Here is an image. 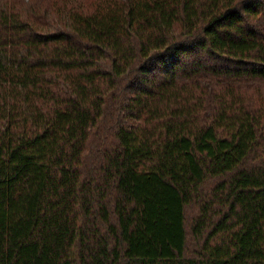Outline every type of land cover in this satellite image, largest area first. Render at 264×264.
<instances>
[{"label":"trees","instance_id":"16d2710c","mask_svg":"<svg viewBox=\"0 0 264 264\" xmlns=\"http://www.w3.org/2000/svg\"><path fill=\"white\" fill-rule=\"evenodd\" d=\"M0 264H264V0H0Z\"/></svg>","mask_w":264,"mask_h":264}]
</instances>
